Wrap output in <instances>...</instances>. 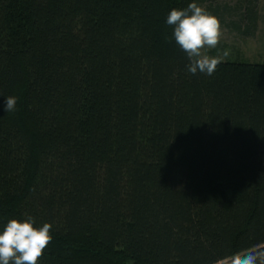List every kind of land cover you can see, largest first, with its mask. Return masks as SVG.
Masks as SVG:
<instances>
[{
  "label": "trees",
  "instance_id": "trees-1",
  "mask_svg": "<svg viewBox=\"0 0 264 264\" xmlns=\"http://www.w3.org/2000/svg\"><path fill=\"white\" fill-rule=\"evenodd\" d=\"M192 2L0 0V230L51 223L38 264H230L264 242V62L188 72L166 21Z\"/></svg>",
  "mask_w": 264,
  "mask_h": 264
},
{
  "label": "clouds",
  "instance_id": "clouds-1",
  "mask_svg": "<svg viewBox=\"0 0 264 264\" xmlns=\"http://www.w3.org/2000/svg\"><path fill=\"white\" fill-rule=\"evenodd\" d=\"M166 22L174 26L175 42L187 54V71L212 75L222 57L210 56L203 50L219 44L222 36L219 18L193 0L187 8H173ZM228 54L227 50L223 52V56ZM16 104L15 96L6 97L5 111L14 112ZM51 228L49 222L37 225L30 215L7 220L0 230V264H38L53 239ZM230 264H264V242L235 253Z\"/></svg>",
  "mask_w": 264,
  "mask_h": 264
},
{
  "label": "rangeland",
  "instance_id": "rangeland-1",
  "mask_svg": "<svg viewBox=\"0 0 264 264\" xmlns=\"http://www.w3.org/2000/svg\"><path fill=\"white\" fill-rule=\"evenodd\" d=\"M201 6L219 18L222 30L219 44L204 49L206 54L220 55L221 61L264 62V0H206ZM245 12L253 16V24L243 16ZM247 25H251L248 36L241 33ZM225 50L227 56H223Z\"/></svg>",
  "mask_w": 264,
  "mask_h": 264
}]
</instances>
